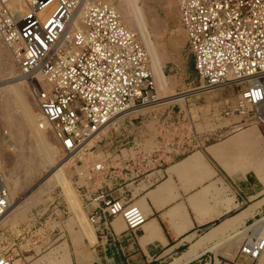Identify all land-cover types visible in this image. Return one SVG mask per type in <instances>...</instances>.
Wrapping results in <instances>:
<instances>
[{
	"label": "built area",
	"instance_id": "1",
	"mask_svg": "<svg viewBox=\"0 0 264 264\" xmlns=\"http://www.w3.org/2000/svg\"><path fill=\"white\" fill-rule=\"evenodd\" d=\"M177 2L201 88L243 86L236 108L225 116L242 117L237 131H264V0ZM0 40L30 84L40 128L49 130L66 158L81 161L113 119L157 99L147 48L126 27L116 0H0ZM111 168L95 165L105 180ZM117 180L115 172L110 186L92 180L97 188H84L83 209L93 228L118 218L134 232L148 216L130 198L111 196ZM9 208L10 190L0 176V222ZM0 234L11 236L1 227ZM263 255L264 230L256 229L239 243L233 264H257ZM16 257L31 264L8 253H0V264H15Z\"/></svg>",
	"mask_w": 264,
	"mask_h": 264
},
{
	"label": "rangeland",
	"instance_id": "2",
	"mask_svg": "<svg viewBox=\"0 0 264 264\" xmlns=\"http://www.w3.org/2000/svg\"><path fill=\"white\" fill-rule=\"evenodd\" d=\"M139 5L162 62L170 93L185 94L201 88L194 69L193 55L186 46V35L179 24L177 0H140ZM134 32L140 38L139 33ZM15 85L21 90L38 123V111L31 96L30 84L19 77L10 54L0 40V176L10 190V199L16 204L14 207H19L0 226L11 234L4 239L0 234V253L22 255L31 264H59L62 257L68 255L73 264H77V247L72 242L73 237L80 235L82 229L74 219V213L61 189L49 188L51 191L41 194L32 207L26 203L32 189L43 181L52 165L59 164L66 156L49 130L44 129L43 135L55 157L52 164L46 163L38 153L36 142L28 130L23 131L22 139L18 137L19 131L12 125V121L19 118L20 111L8 93ZM213 90L205 94L189 95L184 106L172 102L139 114H130L118 128L109 126L102 132L89 145L81 161L73 160L69 169L65 168L70 186L81 202L82 209L86 205L84 188L91 193L96 190L99 182L105 181L102 174L96 173V164L105 162L108 167H112L106 179L108 181H111V175L115 172L119 183L128 181L139 185L145 182L148 185L155 179L152 174L161 175V171L171 162L241 133L236 127L242 117L237 114L225 116V112L236 108L243 86L230 84ZM159 96L158 88L157 99ZM6 103L10 104L9 110L5 107ZM119 134L122 135L118 137ZM120 158L135 159V162H121ZM90 171L92 173L89 177ZM90 178L98 184H94ZM246 226L245 233L240 235L241 239L237 237L235 242L228 243V248L237 244L236 241L239 244L244 238L251 239L254 230H264V213ZM37 234L41 236L36 237ZM52 252H56L57 256L49 258ZM80 254L77 253L78 259ZM18 260L16 257L15 264H21ZM261 263L264 264V256Z\"/></svg>",
	"mask_w": 264,
	"mask_h": 264
},
{
	"label": "crops",
	"instance_id": "3",
	"mask_svg": "<svg viewBox=\"0 0 264 264\" xmlns=\"http://www.w3.org/2000/svg\"><path fill=\"white\" fill-rule=\"evenodd\" d=\"M254 129L264 138V131L248 126L226 141L171 162L161 175L152 174L155 179L148 185L117 180L111 196L130 198L148 220L134 232L118 218L100 222L94 228L96 243L80 232L72 242L77 262L81 253L84 264H166L196 248L198 255L186 264H233L238 241L229 249L227 235L212 238L237 220L238 230H243L264 213V184L254 172L240 164L245 175L234 178L225 169V163L262 155ZM247 136L251 145L244 148ZM112 183L105 180L103 187Z\"/></svg>",
	"mask_w": 264,
	"mask_h": 264
},
{
	"label": "bare ground",
	"instance_id": "4",
	"mask_svg": "<svg viewBox=\"0 0 264 264\" xmlns=\"http://www.w3.org/2000/svg\"><path fill=\"white\" fill-rule=\"evenodd\" d=\"M139 2H140V0H119V2L117 3V7H118L120 14L123 17V20L126 21L124 23H127L126 27L132 31L133 30L137 31L139 33L140 39L143 41L145 47L147 48V51H148L149 57H150L151 71L153 73V76H154V79L156 82V86H157L156 94L158 95V88H159L160 96L153 103H150V104H147L144 106H139V107L132 106L125 113L117 116L109 124V126H114L116 128H118L120 125H122L124 123L126 117L129 116L130 114H133V113L139 114V113H142L144 111H148V110H151L153 108H156L157 106H162V105L169 104L172 102L173 103H180L184 106L186 99L189 95L199 94V93L205 94L207 92H210V90L199 88L196 91H194V90L191 91V93L190 92L185 93V94H174V93L172 94V93H170L169 87H168L169 84H168V81L164 75V71H163L164 69H163L162 62L159 58V54H158V52L155 48V45L153 43L151 33L148 29V24L146 22L145 14L143 12L142 7H140V5H139ZM38 80L40 82H42V79L40 77H38ZM228 85H230V84H228ZM220 87H222V86H220ZM8 93L10 94L14 105L20 111L19 118L17 120H13V121L11 120L12 125H14L19 131L18 137L20 139H22L23 131L28 130L30 132V134L32 135V137L34 138V141L36 142V147H37L38 153L41 154V156H43L46 163L52 164L53 161L55 160V157H54L53 152L49 149V147L45 141V138L43 135V130L40 129L39 117H38V123H37V117L34 116L32 114L33 111L31 112L30 109L28 108V106L26 104L27 102H25V99H24L22 92L19 89V87H17V86L12 87ZM5 107L7 110H9L10 104L6 103ZM11 112H13V111H11ZM213 129H214V127H213ZM261 135L262 134H260L257 130L254 129L253 138H254V140L257 139V141L259 143V150H262V155H259L258 157H251L250 159H246V160L244 158H240L239 162L238 161H232L229 163H225V169L227 170V172L232 177L236 178L238 176L242 177L243 175H245V174L239 172L240 169H238V166L241 164V166H244L243 169L247 168V169H250V171H253L254 174L257 176V178L264 184V138ZM45 137H46V135H45ZM250 145H251L250 136H247V140H246V143L244 144V148H247ZM134 155H135V153H134ZM72 162H73V160L68 157V158L62 160L59 164L52 165L53 166V167H51L52 169L51 170L49 169L50 171H48L47 176H45L43 181L37 187L32 189L31 193L26 198V203L28 204V206L32 207L39 200V198L41 197V194L45 195L49 191H51V190H49V188L59 187L62 191V195L67 199V201L70 205V208L74 213V219H76V221L81 226V229H82L84 236L91 243H94L96 241L95 229L90 224L86 214L84 213V211L82 209L81 202L79 201L77 195L74 193L73 189L71 188L70 183H69L68 178H67L66 171H65V168H67V170L69 169ZM91 173L92 172L90 171L89 177H90ZM86 176L88 177V174ZM90 180L92 181L91 178H90ZM18 188H19V186H18ZM15 205L16 204L12 203V199H10V208H9L8 212L6 213V215L2 218V220L0 222L1 225L4 224V220L9 215L15 214V212H17L19 210V207H17V208L14 207ZM17 205H18V203H17ZM25 207H27V206H25ZM243 223H245V222H243ZM239 225H240L239 221L232 223L225 230L218 232L217 235L212 239L216 240V238H222L224 235H227L226 240L229 243L235 242L237 237H239V239H241L240 235L244 234L246 229L244 228L243 230H238ZM229 232H231V233H229ZM195 250H196V248H193L192 251H189L188 253L182 255L179 258H175L169 264H186L187 262H189V260H191L192 257H194L197 254V253L195 254ZM56 256H57V253L52 252L50 254L49 258H54ZM53 262H55V261H53ZM34 264H41V263L35 262ZM59 264H73V262H72L71 258L68 255H66V256L62 257ZM77 264H84V262L82 260L78 259Z\"/></svg>",
	"mask_w": 264,
	"mask_h": 264
}]
</instances>
